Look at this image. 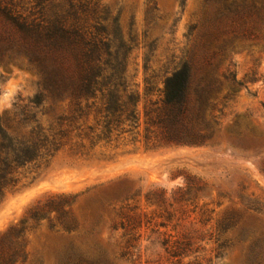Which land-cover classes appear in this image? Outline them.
<instances>
[{"label": "rangeland", "instance_id": "1", "mask_svg": "<svg viewBox=\"0 0 264 264\" xmlns=\"http://www.w3.org/2000/svg\"><path fill=\"white\" fill-rule=\"evenodd\" d=\"M13 1L34 17L49 15L64 4V0ZM100 3L108 5V30L116 44L130 48L124 67L137 96V126L97 138L105 124L99 95L74 113L68 99L49 94L37 66L21 60L0 63L4 126L15 106L30 104L42 127L53 132L67 129L68 138L79 132L95 137L93 143L84 139L85 147L76 152L68 151L67 145L18 170L16 182L0 202V236L39 199L79 194L73 213L80 228L57 232L44 220L27 233V260L22 264H56L70 248L108 264H181L164 243L183 237L191 244L184 264H260L250 245L264 238V24L247 20L258 38L243 36L238 23L221 17L222 0ZM185 64L192 70L193 93L206 85L209 102L216 108H203V124L209 123L214 133L203 146L168 143L153 122L166 111V79ZM36 96L42 98L41 104L31 107ZM188 182L192 188L185 197V210L175 203L167 205L168 214L157 205H147L151 191L165 189L169 196ZM122 186L136 196L141 221L129 260L120 257L129 237L124 230L109 228L108 219L94 225L86 213L97 196ZM166 216L170 225L157 226ZM228 222L234 225L223 231Z\"/></svg>", "mask_w": 264, "mask_h": 264}, {"label": "trees", "instance_id": "2", "mask_svg": "<svg viewBox=\"0 0 264 264\" xmlns=\"http://www.w3.org/2000/svg\"><path fill=\"white\" fill-rule=\"evenodd\" d=\"M222 1L225 13L221 17L238 23L243 36L258 38L255 27L247 20L264 24V0ZM108 16V5L101 4L100 0H64L54 12L39 17L26 14L13 0H0V63L21 60L37 66L45 77L49 94L55 99H68L74 113L82 111L83 102L88 106L89 99L99 95V113H104L105 124L97 138H109L116 130L126 132L127 126H137V96L130 88L124 67L130 48L123 43L116 44L117 38L108 30ZM253 16L258 18H248ZM122 49L126 52L120 58ZM202 60L207 62L205 57ZM164 92L166 111L153 121L160 128L162 138L176 145H206L214 133L209 123L203 124V108L216 109L209 102L206 85L193 93L192 70L185 64L166 79ZM41 99L36 96L30 101L34 104L31 107L40 105ZM15 107L7 126L1 123L0 117V202L16 182L20 168L53 156L67 145L68 151L76 152L85 147L84 139H89L90 143L95 139L80 132L68 138L67 129L53 132L40 125L30 104ZM191 188L188 182L187 187H180L169 196L165 189L153 190L146 196L147 205H157L168 214L167 205L173 207L175 203L185 210V201H188L185 197ZM78 196L50 194L28 207L21 220L0 236V264L25 262L27 233L37 229L44 220L49 221L50 228L57 232L78 230L80 223L73 213ZM135 200L136 196L122 186L117 191L97 196L86 210L92 224L98 225L108 219L109 228L123 229L124 236H129L120 253V257L127 260L132 255V248H136L134 231L141 226ZM169 221L166 216L157 226L167 228ZM147 222L152 223V220ZM232 223L225 224L223 231H228L234 225ZM247 241L249 238L244 239ZM164 245L172 257L178 258V263L184 264L182 259L191 250L186 238H168ZM250 250L252 257L264 264V238L250 245ZM68 251L56 264H108L89 259L72 248Z\"/></svg>", "mask_w": 264, "mask_h": 264}]
</instances>
